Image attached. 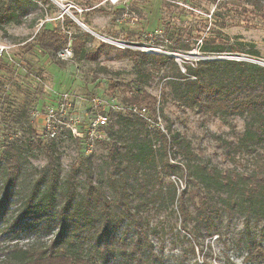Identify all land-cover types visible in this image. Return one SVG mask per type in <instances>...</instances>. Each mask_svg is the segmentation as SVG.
<instances>
[{"label":"rangeland","instance_id":"1","mask_svg":"<svg viewBox=\"0 0 264 264\" xmlns=\"http://www.w3.org/2000/svg\"><path fill=\"white\" fill-rule=\"evenodd\" d=\"M11 1L0 0V3ZM46 30L65 33L71 40L54 59L39 47V35ZM73 40L78 43L77 55L72 50ZM239 42L253 44L259 55L204 52L214 48L228 49L227 43L230 46ZM131 52L172 57L182 69L186 64L199 60L218 58H239L264 67V0H26L16 22L0 28V101L3 109L12 112L10 115H5V111L0 114V141L16 135L25 143L30 137L31 126L38 138L49 142L44 136L42 120L34 115H42L55 97L68 94L70 103L78 106L77 131L81 137L72 131L60 130L54 141L58 160L55 165L60 167L63 177L73 165L79 166L83 172L87 166L94 182L108 183L109 171L114 169L108 147L117 143L121 153H128L132 151L130 146L134 135L124 132L120 135L123 129L117 124L118 113L125 112L106 106L108 124L104 128L105 137L89 142L86 128L94 116V105L89 101L99 98L104 104L110 102L126 108L129 103L125 99L131 98L133 93L144 90L159 98L163 87L162 72L154 71L152 76L140 74L130 59ZM150 63L153 64L152 61ZM113 86L118 87L114 89ZM77 97L88 102L77 104ZM18 113L21 117L13 123ZM164 113L169 120L160 117L157 126L151 121L150 128L172 125V131L180 134L191 156L179 154L177 157L189 165V174L192 170L196 173L206 192L220 194L223 199L231 196L233 190L223 183L221 170L245 175L257 169L264 172L263 158L256 159L245 151L234 152L231 158H227L218 142V137L229 140L235 139L234 133H242L244 119H206L196 111L183 110L172 102L165 105ZM153 137L151 133L149 139ZM153 142L158 150L160 145L154 139ZM26 151L19 183L28 185L37 179L38 172L48 164V160L38 150L26 148ZM262 151L264 153V149ZM123 160L126 174L130 170L135 172L138 177L155 183L156 190L160 183H177V189L181 191L186 186L187 191L192 188L188 177L164 174L165 163L159 154L154 156L149 167H140L128 157ZM204 166L214 168L217 175L210 178ZM158 174H161L160 179ZM131 177L137 180L135 175ZM85 178V174H80V189ZM253 185L246 180L238 183L237 205L232 208L233 214L229 216L224 211L228 204L222 205L212 237L207 236L205 224L196 221V210L191 204V217L187 222L190 234L180 227L176 204L159 202L144 207L143 214L150 228L156 230L151 239L156 248L163 250L164 264L202 263L204 257L212 264H247L244 261L246 241L249 235L258 239L264 226V221L257 223L255 216L246 212L250 201L245 197ZM247 197L254 199L257 196L250 193ZM15 209L13 204L10 210ZM247 217L249 230L245 224ZM10 218L0 222V264L5 261L3 250L8 245L16 239L21 243L30 239L24 234L16 237V223L9 222L11 226L7 230L2 227ZM196 226L201 234L197 236L200 243L198 254L193 258L189 250ZM262 242L264 245V239Z\"/></svg>","mask_w":264,"mask_h":264},{"label":"trees","instance_id":"2","mask_svg":"<svg viewBox=\"0 0 264 264\" xmlns=\"http://www.w3.org/2000/svg\"><path fill=\"white\" fill-rule=\"evenodd\" d=\"M25 4L26 0L0 3V28L16 22ZM39 36V47L52 59L71 41L67 34L53 30H46ZM227 44L228 49L214 48L204 52L259 55L253 44ZM78 48L77 40H73L74 55L79 53ZM130 56L137 72L142 75L152 76L154 71L162 72L160 79L163 87L159 98L141 90L125 99L129 106L134 103L143 105L147 114L142 117L130 111L118 113L117 124L123 129L120 135L123 132L132 133L134 137L130 146L132 151L128 153H121L117 143L108 147L114 168L109 171L108 183L92 180L90 169L86 166L89 159L87 164L84 163V172L73 165L63 177L60 167L55 165L58 161L54 151L56 144L54 141L45 143L38 138L31 126L30 137L25 143L16 135L0 141V182H3L0 183V222L11 216L2 227L7 230L10 223H16V237L20 234L30 236L26 243L16 239L3 250V264H164L163 250L156 248L151 239L156 230L150 228L143 208L159 202L176 204L180 227L190 234L187 222L191 217V204L196 210V221L204 223L207 236L212 237L216 216H220L223 204L229 205L224 211L232 216L241 180L254 183L253 189L248 188V192L257 196L253 199L247 197L250 196L248 193L245 197L250 201L247 214L254 215L257 223L264 221V172L261 169L246 175L221 170L223 183L233 192L227 199L220 194L212 195L206 192L193 170L189 174V165L178 159L179 154L187 157L191 154L180 134L172 131V125L150 128L152 122L157 126L160 117L169 120L164 113L169 102L183 110H194L206 119L241 118L245 121L244 131L234 133L236 140L217 138L226 152L224 155L231 158L234 152L245 151L256 159H264V67L239 58H218L199 60L186 64L182 69L172 57L144 52H131ZM116 87L113 86L114 89ZM3 108L0 101V114L2 111L5 115L12 113ZM20 117L18 113L12 122L17 123ZM9 127L6 126L8 130ZM151 133L160 145L158 150L154 148L153 139H149ZM26 148L38 150L48 160V164L38 172L37 179L28 185L19 183L26 161ZM157 154L165 163L166 176L181 174L188 177L192 188L187 191L186 186L181 191L177 189V183H160L156 190L157 185L150 180L138 177L131 170L125 173L127 167L122 164L125 157L133 159V163L140 167H149ZM204 168L210 178L217 175L214 168ZM80 174L86 177L81 189ZM132 174L137 180H133ZM160 176L158 174L157 178L160 179ZM13 204L16 209L11 211ZM245 224L249 230L248 217ZM193 230L195 237L190 240L189 251L195 258L200 244L197 236L201 232L198 226ZM259 238L249 235L246 241L244 261L247 264H264V226ZM196 264L212 263L204 257L202 263Z\"/></svg>","mask_w":264,"mask_h":264},{"label":"built area","instance_id":"3","mask_svg":"<svg viewBox=\"0 0 264 264\" xmlns=\"http://www.w3.org/2000/svg\"><path fill=\"white\" fill-rule=\"evenodd\" d=\"M222 59H236V58H222ZM68 94H64L58 97H55V101L48 103L47 108L44 113H38L37 118L42 120V126L44 131V136L47 140L55 141L57 139L60 130L67 132H74L75 135L81 137L77 131L79 122H78V106L70 103ZM88 102L82 97H77V104H84ZM91 102L94 105L93 112L94 116L87 130V140L94 143L95 141L102 140L105 137L104 128L108 124V113L105 112L106 106H109V109L112 110H122L124 112H132L133 114L145 117L147 114V109L142 107H137L136 105H130L126 108H119L117 105H114L110 102L102 103V99L94 98L91 99Z\"/></svg>","mask_w":264,"mask_h":264},{"label":"water","instance_id":"4","mask_svg":"<svg viewBox=\"0 0 264 264\" xmlns=\"http://www.w3.org/2000/svg\"><path fill=\"white\" fill-rule=\"evenodd\" d=\"M219 59H222V58H219Z\"/></svg>","mask_w":264,"mask_h":264}]
</instances>
